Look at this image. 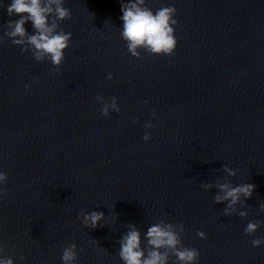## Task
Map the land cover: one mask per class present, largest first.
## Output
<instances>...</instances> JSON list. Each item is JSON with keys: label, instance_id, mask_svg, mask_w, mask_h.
Here are the masks:
<instances>
[{"label": "water", "instance_id": "obj_1", "mask_svg": "<svg viewBox=\"0 0 264 264\" xmlns=\"http://www.w3.org/2000/svg\"><path fill=\"white\" fill-rule=\"evenodd\" d=\"M10 2L0 0V256L62 264L75 243L74 264H123L130 225L144 248L148 226L172 223L195 264H264V243L251 244L264 240V0H145L176 9L177 44L170 56L138 46L139 57L121 35V0H64L71 17L58 30L71 38L58 67L5 35L19 18ZM97 96L120 111L102 115ZM225 182L255 185L234 206L245 217L214 202ZM92 210L105 213L95 229L77 218ZM250 221L261 223L245 234Z\"/></svg>", "mask_w": 264, "mask_h": 264}, {"label": "clouds", "instance_id": "obj_2", "mask_svg": "<svg viewBox=\"0 0 264 264\" xmlns=\"http://www.w3.org/2000/svg\"><path fill=\"white\" fill-rule=\"evenodd\" d=\"M64 0H11L7 6V15L9 17L19 16L18 19H9L6 22L7 31L5 35L12 38V42L21 45V51L31 50L37 61L45 58L49 59L53 66H59L64 60V50L68 47L71 38L70 32L59 29L58 22L71 17V12L63 6ZM145 4V0H121L120 19L123 22L122 38L127 43V49L134 57H139L136 51L137 47H144L151 54L172 55L177 41L174 36L172 25L177 23L174 19L176 9L172 6L160 7L153 12ZM51 14V16L49 15ZM51 17V23H49ZM27 21H31L33 34H29L24 27ZM27 45L28 47H24ZM111 80V74L107 77ZM27 88L28 86L25 85ZM96 99L103 105L102 115L107 116L109 110L119 112L117 97H111V103L106 102L103 97L97 96ZM138 122V121H137ZM145 127H152L151 123H146ZM145 141L150 139V134L145 133ZM223 171L228 176H234L236 170L223 165ZM7 174L0 171V184L6 182ZM213 186L211 182L202 183L201 187L209 189ZM223 195L216 194L214 202L219 204L227 202L224 208L225 215L233 213L240 217L247 215L246 211L237 212L234 206L244 200L251 198L255 185L251 183H242L233 186L230 182L217 183L216 185ZM7 189L0 188V194ZM261 211H264V203L259 205ZM83 225L90 229H95L100 221L104 220L105 213L92 210L90 212H81L77 217ZM260 221H250L244 228L245 234L254 233ZM129 230L119 241V256L123 264H167L171 256H175L178 264H195L199 257V251L195 248H188L182 244L181 233L184 231L183 225L152 224L147 227L145 233L146 247H141L140 232L134 226H129ZM200 238H206V234L197 231ZM264 243L260 238L253 239L251 244L259 246ZM76 244L70 243L63 247L62 264H74L77 260ZM23 260V256L20 257ZM0 264H14L11 257L0 256ZM175 264V262H174Z\"/></svg>", "mask_w": 264, "mask_h": 264}]
</instances>
